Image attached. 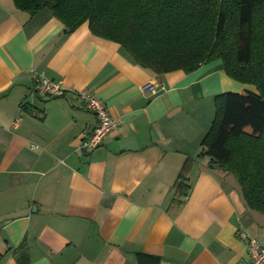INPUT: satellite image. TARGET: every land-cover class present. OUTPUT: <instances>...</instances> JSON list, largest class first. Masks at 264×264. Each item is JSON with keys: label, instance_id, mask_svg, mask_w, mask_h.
<instances>
[{"label": "crops", "instance_id": "obj_1", "mask_svg": "<svg viewBox=\"0 0 264 264\" xmlns=\"http://www.w3.org/2000/svg\"><path fill=\"white\" fill-rule=\"evenodd\" d=\"M43 72L63 82L64 96L35 93ZM149 82L155 94L143 91ZM84 90L120 121L96 150L80 148L98 124ZM244 91L256 88L231 79L220 60L157 75L89 23L67 33L50 11L0 0L2 264H19L21 245L29 264H139L140 253L161 264H248L244 236L264 243V214L201 155L216 97ZM187 163L191 189L180 204Z\"/></svg>", "mask_w": 264, "mask_h": 264}, {"label": "trees", "instance_id": "obj_2", "mask_svg": "<svg viewBox=\"0 0 264 264\" xmlns=\"http://www.w3.org/2000/svg\"><path fill=\"white\" fill-rule=\"evenodd\" d=\"M14 1L32 15L52 12L67 33L89 23L94 35L122 45L137 65L157 75L191 74L220 60L231 79L255 87L216 97L201 155L233 175L247 205L264 214V0ZM189 168L178 178L180 204L191 189ZM16 254L19 264L30 263L27 245ZM4 257L0 249V264ZM137 257L139 264H161L160 257Z\"/></svg>", "mask_w": 264, "mask_h": 264}, {"label": "built area", "instance_id": "obj_3", "mask_svg": "<svg viewBox=\"0 0 264 264\" xmlns=\"http://www.w3.org/2000/svg\"><path fill=\"white\" fill-rule=\"evenodd\" d=\"M34 90L35 93L44 98L62 97L67 92L63 82L51 79L45 72L37 75ZM143 91L155 94L156 86L154 82L145 84ZM79 97L86 108L96 115L98 120L96 128L85 136L80 148L96 150L103 145L109 134L119 128L120 121L111 115L106 104L90 90L81 91ZM20 121L21 118L16 119L13 122V127L18 128ZM244 238L247 240L249 249L250 261L248 264H264V243L248 235H245Z\"/></svg>", "mask_w": 264, "mask_h": 264}, {"label": "rangeland", "instance_id": "obj_4", "mask_svg": "<svg viewBox=\"0 0 264 264\" xmlns=\"http://www.w3.org/2000/svg\"><path fill=\"white\" fill-rule=\"evenodd\" d=\"M215 116H216V112H215ZM215 116H214V119H215ZM214 121V120H213ZM233 179L236 181V179L233 177ZM237 182V181H236ZM238 184V183H237ZM238 186L240 187V185L238 184ZM241 188V187H240Z\"/></svg>", "mask_w": 264, "mask_h": 264}, {"label": "water", "instance_id": "obj_5", "mask_svg": "<svg viewBox=\"0 0 264 264\" xmlns=\"http://www.w3.org/2000/svg\"><path fill=\"white\" fill-rule=\"evenodd\" d=\"M213 167V166H212Z\"/></svg>", "mask_w": 264, "mask_h": 264}]
</instances>
